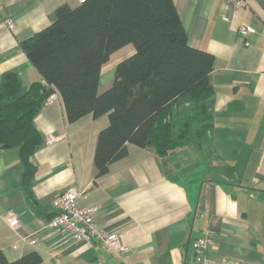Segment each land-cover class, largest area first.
<instances>
[{"label": "crops", "instance_id": "1", "mask_svg": "<svg viewBox=\"0 0 264 264\" xmlns=\"http://www.w3.org/2000/svg\"><path fill=\"white\" fill-rule=\"evenodd\" d=\"M235 1L173 0L188 44L213 55V124L202 145L193 137L159 157L126 143V155L95 178L97 136L108 116L88 113L69 122L55 90L34 118L42 136L31 156L35 202L22 189L17 148L0 147V251L9 261L36 251L38 264H264V0H243L239 8ZM61 4L79 2L0 0V79L15 72L21 92L44 82L20 43L48 26ZM241 25L250 29L245 36ZM134 52L125 45L110 55L99 93ZM48 135L53 142L46 143ZM70 188L80 205H97V223L120 233L124 251L49 225L57 211L53 199ZM11 214L19 220L15 229L7 223ZM207 229L214 237L198 261L192 242Z\"/></svg>", "mask_w": 264, "mask_h": 264}, {"label": "trees", "instance_id": "2", "mask_svg": "<svg viewBox=\"0 0 264 264\" xmlns=\"http://www.w3.org/2000/svg\"><path fill=\"white\" fill-rule=\"evenodd\" d=\"M44 82L20 91L12 71L0 79V147L18 150L21 186L34 201L31 156L42 143L34 118L45 99L60 94L69 122L91 113L107 114L97 136L95 178L125 156L126 143L151 148L159 157L185 145L193 135L202 145L213 124V55L192 47L173 0H85L61 4L55 19L20 43ZM135 52L116 65L111 85L98 92L101 66L117 49ZM32 251L0 264H38Z\"/></svg>", "mask_w": 264, "mask_h": 264}, {"label": "built area", "instance_id": "3", "mask_svg": "<svg viewBox=\"0 0 264 264\" xmlns=\"http://www.w3.org/2000/svg\"><path fill=\"white\" fill-rule=\"evenodd\" d=\"M85 0H78L79 3ZM243 0H236L235 7H242ZM8 27L13 28V23L8 22ZM250 32L247 26L241 25L238 28V33L245 36ZM53 98L51 93L44 101V104L49 103ZM54 137L48 135L46 143L53 142ZM79 192L70 188L63 192L58 193L53 199V205L57 211L49 221V225L58 227L65 233L69 234L72 238L78 241L92 242L98 241L101 246L107 250L124 251L125 246L121 242V235L116 231H110L97 223L95 219V212L97 205L82 206L78 203ZM8 225L15 229L19 220L14 214L7 216ZM214 231L212 229L205 230L202 237L196 238L192 242V247L197 253L196 259L198 261L205 260V253L207 245L213 240ZM31 243H35V239L31 238Z\"/></svg>", "mask_w": 264, "mask_h": 264}, {"label": "rangeland", "instance_id": "4", "mask_svg": "<svg viewBox=\"0 0 264 264\" xmlns=\"http://www.w3.org/2000/svg\"><path fill=\"white\" fill-rule=\"evenodd\" d=\"M193 140V135H190L187 139V141H192Z\"/></svg>", "mask_w": 264, "mask_h": 264}]
</instances>
